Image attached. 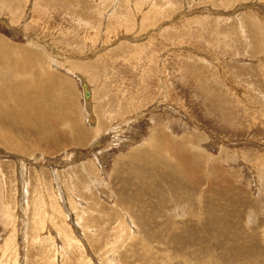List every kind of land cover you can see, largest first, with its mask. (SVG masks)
I'll use <instances>...</instances> for the list:
<instances>
[{
  "label": "rangeland",
  "instance_id": "rangeland-1",
  "mask_svg": "<svg viewBox=\"0 0 264 264\" xmlns=\"http://www.w3.org/2000/svg\"><path fill=\"white\" fill-rule=\"evenodd\" d=\"M0 55V264H264V0H0Z\"/></svg>",
  "mask_w": 264,
  "mask_h": 264
},
{
  "label": "bare ground",
  "instance_id": "bare-ground-1",
  "mask_svg": "<svg viewBox=\"0 0 264 264\" xmlns=\"http://www.w3.org/2000/svg\"><path fill=\"white\" fill-rule=\"evenodd\" d=\"M24 54V53H23ZM26 55V54H25ZM1 56V55H0ZM27 56V55H26ZM23 57V56H22ZM25 57V56H24ZM28 57V56H27ZM21 58V57H20ZM19 58V59H20ZM24 59V58H23ZM22 59V60H23ZM18 60V59H17ZM21 60V59H20ZM18 62V61H17ZM23 62V61H22ZM19 63H21L20 61H19ZM23 63H25V62H23ZM14 64V63H13ZM19 65V64H18ZM17 66V65H16ZM80 79H81V84H82V89H83V92H84V99H85V102H86V104L88 105L87 107V109L89 110V119H90V121L92 120L93 121V127H95V125L97 124V119H96V116H94L93 117V115L94 114H92L93 112H92V91H91V88H90V86H89V84H88V82L84 79V77H80ZM4 81V79H1V82H3ZM84 85H86L87 86V88L86 89H84L85 87H84ZM37 91H40V92H42V88H41V83H40V86L38 87V90ZM86 91H88V96H86ZM35 97H36V99H40L41 97H42V95L41 94H39V93H37L36 92V95H35ZM80 133H79V131H77V133H76V135H79ZM158 137H159V135H157ZM0 143L2 144V145H5V143H4V137H2V136H0ZM16 143V142H15ZM20 145V144H19ZM19 145L17 144V146L19 147ZM16 146V147H17ZM23 148V147H22ZM13 149V148H12ZM140 153V152H139ZM194 164V163H193ZM178 165V164H177ZM187 183V182H186ZM193 185V184H192ZM191 206V205H190ZM216 220V219H215ZM212 224V223H211ZM220 232V231H219ZM189 258V257H188Z\"/></svg>",
  "mask_w": 264,
  "mask_h": 264
},
{
  "label": "water",
  "instance_id": "water-1",
  "mask_svg": "<svg viewBox=\"0 0 264 264\" xmlns=\"http://www.w3.org/2000/svg\"><path fill=\"white\" fill-rule=\"evenodd\" d=\"M84 87H85V89L87 88V86H86V85H84ZM88 94H89V93H88V91H86V96H88Z\"/></svg>",
  "mask_w": 264,
  "mask_h": 264
}]
</instances>
